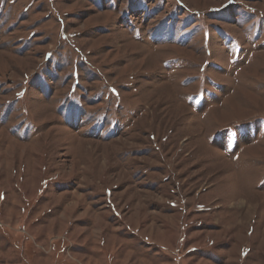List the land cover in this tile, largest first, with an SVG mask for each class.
<instances>
[{
    "label": "rangeland",
    "instance_id": "374dc122",
    "mask_svg": "<svg viewBox=\"0 0 264 264\" xmlns=\"http://www.w3.org/2000/svg\"><path fill=\"white\" fill-rule=\"evenodd\" d=\"M0 264H264V0H0Z\"/></svg>",
    "mask_w": 264,
    "mask_h": 264
},
{
    "label": "bare ground",
    "instance_id": "6f19581e",
    "mask_svg": "<svg viewBox=\"0 0 264 264\" xmlns=\"http://www.w3.org/2000/svg\"><path fill=\"white\" fill-rule=\"evenodd\" d=\"M165 98H166V97H165ZM156 100H157V99H156ZM156 100H155V101H156ZM166 100H167V99H166ZM153 102H154V101H153ZM160 102H161V101H160ZM164 109H165V108H164ZM166 109H167V108H166ZM166 109H165V110H166ZM162 112H163V111H162ZM158 114H159V113H158ZM159 116H160V115H159Z\"/></svg>",
    "mask_w": 264,
    "mask_h": 264
}]
</instances>
